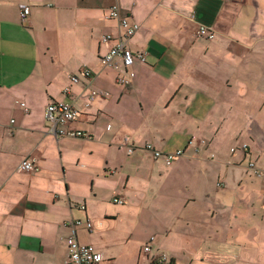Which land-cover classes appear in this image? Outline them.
<instances>
[{
  "label": "crops",
  "instance_id": "crops-1",
  "mask_svg": "<svg viewBox=\"0 0 264 264\" xmlns=\"http://www.w3.org/2000/svg\"><path fill=\"white\" fill-rule=\"evenodd\" d=\"M116 4L147 60L126 87L102 65ZM91 89L108 96L85 108ZM55 101L93 140L48 134ZM147 144L184 154L169 166ZM70 237L100 264H264V0H0V264H71Z\"/></svg>",
  "mask_w": 264,
  "mask_h": 264
},
{
  "label": "built area",
  "instance_id": "built-area-1",
  "mask_svg": "<svg viewBox=\"0 0 264 264\" xmlns=\"http://www.w3.org/2000/svg\"><path fill=\"white\" fill-rule=\"evenodd\" d=\"M232 1V0H224ZM20 18L23 23L28 22L31 15V8L26 4H21L19 6ZM109 18L111 20H116L118 22V27L120 33L118 36L112 34L103 36L101 42L107 47V53L102 58V65L105 68L119 70L125 69L129 71L130 68L138 61L141 63H146V56L140 52H134L130 48V42L133 37L140 30V24L131 23L127 16L123 15L122 10L119 5H113L109 9ZM197 36L209 41L215 39V32L207 27L201 25L197 30ZM81 76L91 80L94 74L89 69H82ZM135 78V73L129 71L128 78L119 77L117 79L118 84L121 86H129L132 80ZM80 82L79 76L71 77V83L77 84ZM68 91V89H66ZM108 96L107 92L91 89L86 95L87 101L85 103V108H89L91 103L94 102L99 97ZM25 107V104H22ZM28 113V109H25ZM82 112L76 109L71 103L67 102H51L45 111V120L48 123V134L54 136L55 138H69V139H81V140H93V136L88 132L83 130H72L68 129V126L72 123L78 122L82 117ZM14 121H12L13 123ZM111 127L108 126L107 130ZM145 150L152 152L155 159L163 158L167 165H171L179 157L183 156L184 152L178 150L174 153H162L153 148L152 145L147 144L144 148ZM247 146H243V151L247 152ZM135 151L134 147L128 149V153L132 154ZM232 152L235 149L231 150ZM249 168L252 169L256 174L262 173L258 170L253 163L249 164ZM19 169L23 172L34 173L37 171L35 161L30 159H25L21 162ZM113 202L118 205H123L124 200L121 197H116ZM81 210H85V206L81 207ZM70 226L81 227L85 226L88 230H92V224L90 221L83 222L81 220L71 221ZM67 248L69 253V258L71 264H100L103 261V256L98 252L92 245H84L77 241L75 237H70L67 240ZM152 252V242L148 243L144 247V254L148 255ZM168 256L164 253H160L154 256L152 259L153 264H164L167 263Z\"/></svg>",
  "mask_w": 264,
  "mask_h": 264
}]
</instances>
